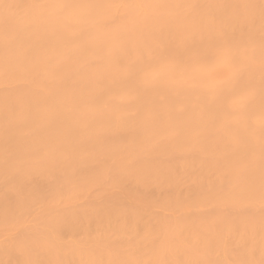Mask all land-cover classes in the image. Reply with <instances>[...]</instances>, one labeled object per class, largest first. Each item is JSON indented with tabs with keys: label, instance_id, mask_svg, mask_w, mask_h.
Returning a JSON list of instances; mask_svg holds the SVG:
<instances>
[{
	"label": "bare ground",
	"instance_id": "bare-ground-1",
	"mask_svg": "<svg viewBox=\"0 0 264 264\" xmlns=\"http://www.w3.org/2000/svg\"><path fill=\"white\" fill-rule=\"evenodd\" d=\"M0 264H264V0H0Z\"/></svg>",
	"mask_w": 264,
	"mask_h": 264
}]
</instances>
